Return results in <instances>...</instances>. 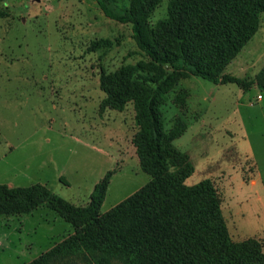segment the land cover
Returning a JSON list of instances; mask_svg holds the SVG:
<instances>
[{"label":"rangeland","instance_id":"rangeland-1","mask_svg":"<svg viewBox=\"0 0 264 264\" xmlns=\"http://www.w3.org/2000/svg\"><path fill=\"white\" fill-rule=\"evenodd\" d=\"M158 1L143 22L147 37L169 15L170 0ZM131 4L109 0L118 12ZM128 66L137 67L134 79L160 85L170 170L177 169L174 151L186 154L194 168L186 184L213 182L232 239L264 244V191L239 187L251 173L264 184V90L255 83L264 67V13L259 30L220 74L245 80L243 87L155 63L132 23L106 16L98 0H0V184L40 183L83 207L110 174L106 213L149 183L135 144L147 120L140 100L148 91L104 106L103 84L117 88L115 73ZM245 195L242 215L236 201ZM74 234L75 226L46 205L0 214V264H28Z\"/></svg>","mask_w":264,"mask_h":264},{"label":"trees","instance_id":"trees-1","mask_svg":"<svg viewBox=\"0 0 264 264\" xmlns=\"http://www.w3.org/2000/svg\"><path fill=\"white\" fill-rule=\"evenodd\" d=\"M158 2L132 0L130 7L118 12L109 0H98L106 16L132 23L135 38L155 63L170 65L174 74L246 87L245 80L220 74L259 30L264 0H170L169 15L147 37L143 22ZM134 70L137 67L128 66L115 73L120 79L117 88L103 84L104 106L118 107L133 91H148L140 100L147 120L135 144L151 181L106 213L101 207L110 174L96 184L83 207L40 183L0 184V214L29 213L46 205L75 226L73 236L28 264H74L76 259L83 264H264L262 241L232 239L213 182L207 178L186 184L194 172L188 156L174 151L177 169L170 170L158 107L160 85L149 86L146 77L134 79ZM255 83L264 90V67Z\"/></svg>","mask_w":264,"mask_h":264},{"label":"crops","instance_id":"crops-1","mask_svg":"<svg viewBox=\"0 0 264 264\" xmlns=\"http://www.w3.org/2000/svg\"><path fill=\"white\" fill-rule=\"evenodd\" d=\"M234 166L233 165H229V168L230 169H234L233 168ZM236 170V169H235ZM251 175V178L248 180V181H245V183L244 184H241L239 187L240 188H242V189H244V187H245V190L247 191V190H254L255 191V189H261V191L263 190L264 191V184L262 183V184H260L259 183V180H258V177H255L256 175L254 174V175H252V173L250 174ZM259 183V184H258ZM231 186V188H229V190H228V193L230 194V195H233L234 196V193H235V187L231 184L230 185ZM259 187V188H258ZM235 190V191H234ZM236 196V195H235ZM260 198H262V196H259L258 197V199H260ZM236 204L238 205V212H239V210H240V213L243 211V204H245L244 205V208H245V206H247V205H249V199L247 198V196L245 195V197H244V201L242 200H240V199H238L237 201H236ZM242 215H243V213H241Z\"/></svg>","mask_w":264,"mask_h":264},{"label":"built area","instance_id":"built-area-1","mask_svg":"<svg viewBox=\"0 0 264 264\" xmlns=\"http://www.w3.org/2000/svg\"><path fill=\"white\" fill-rule=\"evenodd\" d=\"M259 98H262V95H259Z\"/></svg>","mask_w":264,"mask_h":264}]
</instances>
